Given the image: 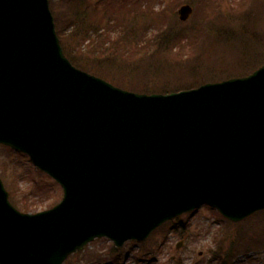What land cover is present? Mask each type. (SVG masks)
Here are the masks:
<instances>
[{"label":"water","instance_id":"water-1","mask_svg":"<svg viewBox=\"0 0 264 264\" xmlns=\"http://www.w3.org/2000/svg\"><path fill=\"white\" fill-rule=\"evenodd\" d=\"M0 143L64 191L22 214L0 181V264H63L100 237L141 241L201 203L237 222L264 209V66L167 96L128 93L68 63L47 0H0Z\"/></svg>","mask_w":264,"mask_h":264},{"label":"trees","instance_id":"trees-1","mask_svg":"<svg viewBox=\"0 0 264 264\" xmlns=\"http://www.w3.org/2000/svg\"><path fill=\"white\" fill-rule=\"evenodd\" d=\"M201 1V22L178 28L169 23L164 33V18L157 17L152 20L157 27L153 34L145 24L127 18L133 7L123 12L122 6L114 4L98 15L95 9L81 7V0H51L50 8L63 51L75 66L127 90L150 94L247 75L256 66L257 51L262 48L264 53V12L259 9L264 8V0H239L231 9L233 15L221 12L211 0ZM206 7L211 10L208 15L203 11ZM218 50L228 57L220 65L213 64ZM0 175L10 183L3 171ZM21 202L13 203L23 212L30 211V203L25 198ZM252 230L251 236L240 234L237 239L260 250L264 222Z\"/></svg>","mask_w":264,"mask_h":264},{"label":"rangeland","instance_id":"rangeland-1","mask_svg":"<svg viewBox=\"0 0 264 264\" xmlns=\"http://www.w3.org/2000/svg\"><path fill=\"white\" fill-rule=\"evenodd\" d=\"M48 1L49 3L51 2V0ZM87 1L91 6H94V4L98 2V0ZM110 1L117 2L119 0ZM139 1H141L143 6L147 4V6L153 8V15L148 16V19L155 18L160 14L164 15L165 23L163 25V29H161L164 33H167L168 30L166 19L169 21L171 20V25L178 28L184 27L189 23L198 22V19L200 18V13L198 11L202 6L198 4L197 0L185 1L186 4H190L193 8V13L186 22H179L177 19L176 12L178 7H175L176 3L172 2L173 0H148V3L143 0ZM214 1L216 0H213V2ZM185 2H183V4H185ZM236 2H238V0H219V3L222 5V9L226 11H231V6H234ZM129 4L130 3H128L127 6ZM261 6L262 4H260V7ZM259 9L264 12L263 7ZM203 11H205V13H209L210 8H203ZM98 15L101 14L98 13ZM139 18L141 19L142 17L139 16ZM144 21L145 23L148 22V20ZM102 24L103 27L106 28L105 21H103ZM148 31L153 34L156 32V28L151 27V30L148 29ZM247 52L249 53L250 49L247 50ZM252 53H256V51H252ZM263 56L264 53L261 48V51L257 52L255 55V60H257L255 65L261 62ZM215 57L216 58H214L213 64L217 65H220V63L228 59L227 53L220 52L219 50L217 51ZM3 170L9 180H11L10 176L15 177L18 175L21 177L17 180L18 192L14 190L13 185H10L11 197H13L14 194L13 198L17 199L20 203L23 200L21 198L24 196L27 200L26 202L31 203V205H29L31 211H42L59 202L62 195L59 186L47 176L37 172L30 164V161L26 156L21 154L19 155L14 152H8L4 148H0V171ZM216 215L215 211L206 206L200 207L197 213L191 217H188L187 214L182 215V219L186 220L188 225L183 234L173 231L170 232L166 229L164 233H161L160 231L154 232L152 236H150L142 244L126 243L122 248L118 249L121 251V254L118 257V262L113 264H173L175 261H181L182 264H219V262H221L220 260H209L211 257L209 250H214L215 255L222 259L224 257L223 252L228 250V247L231 245L232 239L235 237L236 233L242 232L244 235H247L251 233V227L254 228V226L264 222V213L260 212L250 218L238 222V227H235L237 225H232L233 227L229 225L226 226L225 228L229 229H227L228 232L225 233V231H223V222H221L220 218H218L219 216L217 217ZM256 218L257 220H255ZM220 235L222 236L221 238ZM217 239L219 244H217ZM180 242L181 247L177 249L176 244ZM111 245V242L106 239L93 241L85 247L84 251L80 252L81 254H77V256L75 255V257L68 259L66 264H89L90 262L81 260V255L84 253H86V255L88 253L94 254L96 259L99 260L97 263L93 262L94 264H111V258L115 254L119 253L112 252L110 248ZM143 245L147 251L151 250L148 252V255L144 256L143 252H141ZM155 250L156 253H154ZM260 252L261 251L255 249L254 247H251L249 250V253L251 254H258ZM240 257H243L244 261L241 259V261L238 262V258ZM260 258L264 260L263 256H260ZM225 262V264H256V260L247 257L246 252L242 249L234 252L233 257L228 258Z\"/></svg>","mask_w":264,"mask_h":264}]
</instances>
